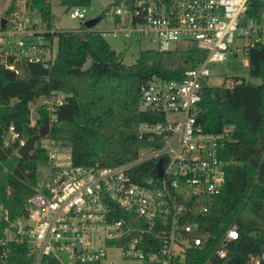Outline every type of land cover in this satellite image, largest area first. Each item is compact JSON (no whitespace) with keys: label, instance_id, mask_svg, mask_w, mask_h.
Wrapping results in <instances>:
<instances>
[{"label":"built area","instance_id":"1","mask_svg":"<svg viewBox=\"0 0 264 264\" xmlns=\"http://www.w3.org/2000/svg\"><path fill=\"white\" fill-rule=\"evenodd\" d=\"M254 1L113 0L111 26L101 30L104 36L144 37L153 44L148 48L159 51L194 45L206 56L185 70L182 79L154 76L142 86L140 108L159 117L137 126L139 138L149 142L137 158L117 165L77 164L72 151L58 141L41 143L47 160L38 167L26 215L11 220L0 200V221L8 223L0 236V263L8 260L10 242L26 246V264H185L188 249L203 248L208 236L198 218L211 210L224 189L228 162L221 151L229 128L205 131L197 122L198 103L213 65L229 55L244 56L247 64L250 48L264 43V0ZM252 6L256 13L249 15ZM69 9L71 18L87 20L86 6ZM36 13L25 0L0 26V63L17 74L23 63L48 66L56 57L57 37L50 34L57 29ZM217 75L223 77L218 86L238 83L233 76ZM65 97L53 92L38 98L37 118L38 107L44 105L51 122L56 121ZM27 138L11 124L4 144L18 142L19 149ZM151 160L155 175L139 180L137 167ZM238 237L232 224L205 264H212L214 256L225 259ZM245 264H264V252L250 255Z\"/></svg>","mask_w":264,"mask_h":264},{"label":"trees","instance_id":"2","mask_svg":"<svg viewBox=\"0 0 264 264\" xmlns=\"http://www.w3.org/2000/svg\"><path fill=\"white\" fill-rule=\"evenodd\" d=\"M11 2L7 13L16 9V0ZM90 3L91 0L61 2L68 8ZM27 4L48 27H53L51 0H27ZM255 13L250 7L248 14ZM50 35L57 37L58 49L48 66L23 63L22 73L17 74L0 63V200L11 220L26 215V199L38 180V167L47 160L41 139L34 151L24 157L16 152L18 142L5 146L11 124L20 137L32 136L45 127L47 136L63 146H72L75 139L83 138L76 128L78 122L94 127L111 123L137 129L141 122L156 121L159 117L157 112L140 108L142 86L154 76L182 79L185 70L196 67L206 56L205 50L194 45L171 51L142 48L136 59L126 64L124 53L112 48L101 30L87 27L82 33L55 30ZM248 67L249 76L259 78L260 83L235 75L238 83L232 88L206 85L198 103L196 118L205 131L220 133L229 128V138L221 151L228 164L222 193L215 197L211 210L198 218L202 233L208 238L203 248L187 250L185 264H205L232 224L237 225L239 237L230 243L228 256L225 259L214 256L212 264H245L250 255L264 252V43L250 48ZM53 92L66 95L57 107V120L51 122L42 105L32 125L30 104ZM148 144L136 132L127 139L122 154L101 147L93 162L74 159L77 164L96 161L103 165L122 164L137 158L139 150ZM78 147L74 146V150ZM137 170L139 180L155 175V161L139 165ZM7 225L0 221V236ZM9 247L7 262L0 264L28 262L24 244L10 242Z\"/></svg>","mask_w":264,"mask_h":264},{"label":"rangeland","instance_id":"3","mask_svg":"<svg viewBox=\"0 0 264 264\" xmlns=\"http://www.w3.org/2000/svg\"><path fill=\"white\" fill-rule=\"evenodd\" d=\"M12 0H0V18H8L12 15V12L7 13V9L10 7ZM25 0H16V10L21 8ZM87 15L86 19L100 16L103 13L101 20L93 27L98 30L111 26V17L114 10L113 0H91L90 5H86ZM53 27L60 31L72 30L78 33L85 31L86 26L84 22L71 18L70 9L62 4H53ZM38 14V13H36ZM105 38L108 40L112 48L117 52L124 53V62L126 64L132 63L140 49L152 47L153 44L146 38L138 39L134 37L132 39H125L123 37L116 38L113 34H106ZM58 49V39L54 41V50L57 52ZM244 56L235 57L234 55H229L228 59L222 63H216L212 66L213 74L208 78L207 84L211 86H218L223 82V77L217 75V73H222L228 77H234L235 75L243 76L247 80L254 83H260L259 78H253L249 76L248 63L245 64ZM90 62L87 63V66ZM40 104V99L36 102L30 104L31 107V123H36L37 112L36 106ZM35 109V110H34ZM76 128L82 132L83 138L81 140L75 139L74 144L71 146H63L60 141H58L61 147L71 150L75 159L78 162H93L97 157V150L99 148H104V150H110L115 154H122L126 150V141L137 131L133 126H122L119 124L107 123L102 126L94 127L86 122H78ZM48 132L41 139V143L46 142L49 136ZM36 142V146L38 142ZM79 146L74 150V146ZM115 148V149H114ZM114 149V150H112Z\"/></svg>","mask_w":264,"mask_h":264},{"label":"water","instance_id":"4","mask_svg":"<svg viewBox=\"0 0 264 264\" xmlns=\"http://www.w3.org/2000/svg\"><path fill=\"white\" fill-rule=\"evenodd\" d=\"M101 20V16H96V17H93V18H89L87 19L85 22H84V25L87 27V28H93L99 21ZM6 23V18H2L1 19V26H4ZM48 132V129L45 128V127H42L40 129L39 132L35 133L34 135L32 136H29L25 142L24 145H22L17 153L18 155L24 157V156H27L29 153H31L32 151H34V149L36 148V142L42 138L43 136H45V134ZM158 174L159 175H162V166L161 164L159 163L158 164Z\"/></svg>","mask_w":264,"mask_h":264}]
</instances>
